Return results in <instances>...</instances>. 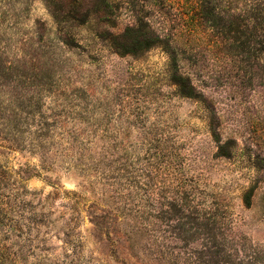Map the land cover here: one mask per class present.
Listing matches in <instances>:
<instances>
[{
	"label": "rangeland",
	"instance_id": "rangeland-1",
	"mask_svg": "<svg viewBox=\"0 0 264 264\" xmlns=\"http://www.w3.org/2000/svg\"><path fill=\"white\" fill-rule=\"evenodd\" d=\"M0 264H264V0H0Z\"/></svg>",
	"mask_w": 264,
	"mask_h": 264
},
{
	"label": "trees",
	"instance_id": "trees-1",
	"mask_svg": "<svg viewBox=\"0 0 264 264\" xmlns=\"http://www.w3.org/2000/svg\"><path fill=\"white\" fill-rule=\"evenodd\" d=\"M221 155V154H220ZM223 155V154H222ZM252 262V261H251Z\"/></svg>",
	"mask_w": 264,
	"mask_h": 264
}]
</instances>
